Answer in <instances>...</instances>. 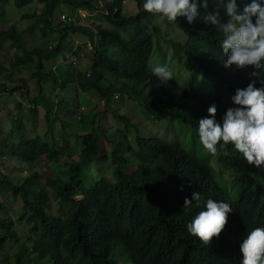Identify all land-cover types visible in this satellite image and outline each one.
Instances as JSON below:
<instances>
[{
  "label": "trees",
  "instance_id": "obj_1",
  "mask_svg": "<svg viewBox=\"0 0 264 264\" xmlns=\"http://www.w3.org/2000/svg\"><path fill=\"white\" fill-rule=\"evenodd\" d=\"M124 1L0 0L1 22L7 19L6 6L10 2L17 8L38 2L41 11L35 15L43 21L42 35H47L46 29L60 35V40L43 53L39 48H24V31L19 30L15 23L0 31V48L7 43L22 52V55H15L12 69L37 67L32 73L37 83L36 95L31 96L25 78L12 75L8 78L12 86L7 81L0 82V94H18L17 110H22L23 101L28 100L31 105L28 111L34 120H37L41 107L46 122L43 137L28 138L19 119L15 133H11L9 138L1 135L0 155L13 156L34 169L24 179L11 178L0 171V210L8 211L1 199L5 192L12 198L20 197L23 209L20 219H25L29 225V236L23 242L13 219L0 216V264L10 260L12 264H114L111 259L113 245L123 249L131 264H242L240 246L247 233L256 227H264V165L259 168L249 165L234 145L221 147L222 141L217 145L216 153H222L219 162L237 172L245 185L239 200H234L229 191L218 183L207 162L180 145L156 137L137 139L142 149L153 151L154 158L145 151L135 150L128 142L111 140L113 148L108 158L117 162L112 179L102 177L87 186L84 166L99 154L100 136L108 134L96 126L98 121L95 124L94 118L90 132L73 135L80 140L81 148L77 161L69 159L63 162V178H45L35 169L42 158L49 160L48 166L59 161L65 153L60 142L62 136L66 139L67 117L76 115L71 108V104L78 105L76 97L70 102V96L47 89L48 84L61 91L67 87L57 75L49 74L44 66V62H53L64 52L74 55L75 63H79L78 52L88 45L91 47L88 71L76 70L73 82L82 94H96L108 105L112 98H117L116 93L125 95L145 115H167L197 132L198 121L209 117L211 105H216L215 119L222 125L226 111L240 107L232 100L237 89H246L253 81L256 88H264V70L252 66L243 69L224 66L220 46L223 34L217 31V26L205 23L203 19L189 24L182 16L177 17L175 24L187 34L188 40L182 45L171 40L168 42L172 43L173 49L178 48L185 54V70L192 73L193 79L200 72L208 80L210 95L203 99L180 87L174 79L160 81L149 66L154 53V39L162 33L161 16L146 12L144 0H134L137 11L126 14ZM258 2L264 4V0ZM248 3L251 0H237L240 11ZM214 8L215 4L210 3L208 12ZM58 9L68 11L62 14L74 19H60L53 25ZM79 10L86 12L85 18H80ZM95 12L100 13L101 23L81 22ZM227 19L221 11V23H226ZM34 27L26 30L33 31ZM196 37L204 43V50L196 46ZM7 71L0 61V79ZM148 91L149 94L146 93ZM185 99L193 102L195 107L190 109L184 105ZM113 116L127 124L130 121L117 112H113ZM80 122L84 126V121ZM116 131L127 138L123 128H116ZM14 135L18 137L17 143H13ZM126 154L138 164L130 173L124 171L128 163ZM143 167L146 171L142 170ZM168 180H173L178 190H161ZM193 192H199L201 200L193 201L185 208L184 200L186 197L191 199ZM208 199L226 202L232 211L228 213L227 223L219 236L204 243L188 232L187 224L203 210ZM9 248L16 250L12 258L6 253Z\"/></svg>",
  "mask_w": 264,
  "mask_h": 264
},
{
  "label": "rangeland",
  "instance_id": "obj_2",
  "mask_svg": "<svg viewBox=\"0 0 264 264\" xmlns=\"http://www.w3.org/2000/svg\"><path fill=\"white\" fill-rule=\"evenodd\" d=\"M124 3L126 14H132L137 11V6L134 0H125ZM40 11L41 7L39 6L38 2L29 4L23 8H17L12 2H10L6 6V21H0V31L7 29L12 23H15L19 30L24 31V48L26 50L39 48L43 51V53H46L52 44L60 40V35L58 32L50 31L48 29H46L47 35H42L41 26L43 25V21L39 20L35 15V13L39 14ZM62 13L66 14L68 11L64 9H58L53 20V25H55L61 19L60 16ZM204 14V10L200 9V17L197 19H203L202 17ZM87 20L95 21L97 23L102 22L99 12L91 14L89 19L81 20V22L85 24ZM159 22L162 26V33L156 36L154 39V53L151 56L150 64L167 66L173 72V79L180 87L195 92L203 99L208 97L211 92V86L208 80L200 72L197 73L196 78L193 79L192 73L185 70V63H187L185 54H182L178 48L173 49L172 43L170 44L168 42L171 40L175 42L176 45H182L188 40L187 34H185L175 24V22L168 23L169 21L166 18L161 17ZM34 25L36 27H34L33 31L26 30L27 28L33 27ZM72 40L74 45H76L77 41L75 37H73ZM194 42L198 49L201 51L204 50L205 45L200 37H196ZM90 50L91 47L89 45L87 47L81 48L80 52H78L79 63H76V66L71 63L74 61L75 56L66 52L62 53L61 56H56L53 62H44L45 70L49 72V74L54 76L59 75V80L61 83L64 82V84L69 83L71 85L67 90L64 91H61L59 88L55 90L56 87H53L51 84H48L49 87L47 89H51L53 92H60L62 95H68V97L70 96V102H72L74 97L79 100L78 105L71 104L73 113L76 115L67 117L69 126L67 127V131L64 133V137L66 139H64L63 136L61 137L60 143L65 148V153L60 156L59 161H56L55 163L53 162V164L50 166L47 165L49 160L46 158H42L38 162L37 167L35 166V169L39 171L43 177L52 179L57 177L63 178V162L70 161L69 159L77 161V153L81 148L80 140L75 139L73 135L87 134L90 132V123L92 118H94L95 124L96 121H98L96 126L100 127L101 129H105L108 134L100 136L101 149L99 154L87 162L88 164L86 163L84 166L88 178L85 181L87 186H90V184L102 177L112 179L113 171L117 162L111 157L108 158L110 151L113 148L112 144L110 143L111 140L119 139L123 143L128 142L135 150L145 151L151 155L152 158H154L155 154L153 151L149 149H142L139 146L137 139L156 137L172 144L180 145L188 153L198 157L204 162H207L212 168L214 177H216L218 183L224 189L229 191L231 197L234 200H239L241 198L243 192L245 191V185L240 181V175H238L237 172L233 171L232 169L224 167L219 162V156L222 153L218 152L212 154L206 150L200 142L198 132L194 131V129L184 124L179 119L175 120L171 117H168L167 115H160L157 117L147 116L136 103L127 100L125 95L119 96L117 93V98H112L111 104L109 105L105 101H102L101 98L96 94L87 96H84V94L82 95L73 82L75 80L76 70H82L84 72L88 71V67L91 64V60L89 59ZM16 54L22 55V52L11 48L7 43L3 44L2 48H0V61L8 69L3 77H1L0 82H2V80L7 81L9 86H12L13 84L8 80L10 75L20 77L22 79L25 78L28 85L33 89V94H36L37 83L36 79L32 78V73L35 72L37 67L36 65H32L27 66V69L25 70L23 69V66L18 67L20 70L12 69L11 65L14 64ZM63 59L66 60L64 61ZM59 65L66 67V69H64V71H66V76L64 74V77L61 75V71L63 69L61 67H57ZM146 93L149 94V91ZM18 100L19 96L10 92L3 96L0 95V118L3 120V122L7 123L5 126L3 124L2 127L0 126V133L2 131V133L5 134L4 136H8V138L11 133H15L16 131V129L13 128H16L17 126L16 121L18 120V117L15 118V116L20 114L15 107V102ZM183 104L190 109L195 107L193 102L186 99L183 100ZM80 107H83V109L81 110ZM113 112H117L128 117L130 119L129 123L127 124L124 120H115ZM94 113L98 114L93 115ZM77 117L81 118L77 119ZM81 120L84 121V126L81 124ZM11 122H13V125H11ZM42 125L43 124H41V122L35 124V134L40 133ZM57 128H59V124H57ZM116 128H123L128 139L125 136H120L119 132L116 131ZM13 141V143L18 142L17 135H14ZM126 157L128 159V163L124 171L129 173L133 172L138 167V164L136 160H133L129 155L126 154ZM16 160L11 156L2 157L0 155V171L4 174H8L11 178L20 177L21 179H24L29 173L32 172L34 167L26 164L25 162L22 164L21 162H18L20 160ZM142 170L144 171L145 167H143ZM161 190L176 191L178 189L176 183L173 180H168L161 186ZM77 198L80 197L78 196ZM1 199L6 207H8V211L5 212L0 210V216H8L13 219L15 229L19 233V239L23 242L26 241L27 237L29 236V225L26 223L25 219H20V215L23 214L21 198H12L10 193L5 192ZM14 251H16L15 248H9L6 253L12 258ZM111 259L114 264H131V261L123 249L114 245L111 246ZM5 264H12V262L10 260Z\"/></svg>",
  "mask_w": 264,
  "mask_h": 264
},
{
  "label": "clouds",
  "instance_id": "obj_3",
  "mask_svg": "<svg viewBox=\"0 0 264 264\" xmlns=\"http://www.w3.org/2000/svg\"><path fill=\"white\" fill-rule=\"evenodd\" d=\"M210 3L215 4L212 12H208ZM143 9L171 22H175L178 16L186 17L189 24L200 17V9H203L204 22L217 26V31L223 34L220 46L224 66H235L237 69L252 66L264 70V4L258 0L245 4L242 11L237 0H144ZM221 11L228 18L226 23H221ZM149 68L160 81L174 78L167 66L153 64ZM254 85L255 81L249 83L246 89L236 90L232 100L240 107L229 108L222 125L215 119L216 105H211L208 108L210 118L198 121V136L210 153L217 152L221 141V147L232 144L249 165L259 168L264 165V88L258 89ZM200 200V193L193 192L191 199L185 198L184 207ZM231 211L228 203L208 199L203 210L187 224V230L202 242L209 243L213 237L219 236ZM240 250L242 264H264V227L248 232Z\"/></svg>",
  "mask_w": 264,
  "mask_h": 264
},
{
  "label": "crops",
  "instance_id": "obj_4",
  "mask_svg": "<svg viewBox=\"0 0 264 264\" xmlns=\"http://www.w3.org/2000/svg\"><path fill=\"white\" fill-rule=\"evenodd\" d=\"M56 67V66H55ZM57 67H61L63 70L61 71V73H59V74H61L63 77H64V75H65V73H66V71H64V69H66V67H64V66H61V65H59V66H57ZM64 74V75H63ZM66 76V75H65ZM58 77V79H60L59 78V75L57 76ZM64 83V82H63ZM29 86V85H28ZM71 85L68 83L67 84V87H66V89L65 90H67L68 89V87H70ZM29 90H31V96H34V95H36V94H33L34 93V91H33V89L31 88V86H29ZM55 90H57V88L55 89ZM57 91H54V93H56ZM80 92V91H79ZM81 93V92H80ZM6 93H1L0 95H5ZM13 94H16V93H13ZM62 94V93H61ZM82 94V93H81ZM16 95H18V94H16ZM83 95V94H82ZM85 96V95H84ZM79 100V99H78ZM25 102V103H24ZM23 108H22V110H18V112L21 114H19V115H16L15 116V118H17V119H19V120H21V122L23 123V125H24V128H25V132H26V136L28 137V138H31V139H34V138H37V137H43L44 136V134H45V131H46V122H45V118H44V111H43V109L41 108V107H39V115H38V118H37V120H34V117L32 116V114H31V112H29L28 111V107H31V105H29V103H28V100L27 101H23ZM14 122V121H13ZM13 122H11L12 124L11 125H13ZM39 122H41V124H43L42 125V127H41V131H40V133H38V134H35V129H34V127H35V124H37V123H39ZM0 126L2 127V124L5 126V125H7V123H5V122H3V120L0 118ZM14 124H15V122H14ZM2 129V128H1ZM13 129H16V128H13ZM8 133V132H7ZM3 133H2V131H1V133H0V139L2 140V138H1V135H2ZM5 134H3L2 135V137L4 136ZM11 157H13V156H11ZM15 160H16V158L15 157H13ZM16 161H18V159L16 160ZM18 162H21L22 164H24V162L23 161H18ZM32 166V165H31Z\"/></svg>",
  "mask_w": 264,
  "mask_h": 264
},
{
  "label": "built area",
  "instance_id": "obj_5",
  "mask_svg": "<svg viewBox=\"0 0 264 264\" xmlns=\"http://www.w3.org/2000/svg\"><path fill=\"white\" fill-rule=\"evenodd\" d=\"M78 14H79V16H80L81 19H83V18L86 17V12H85L84 10H79V11H78ZM60 18H61L62 20L67 19V20H69V21L74 19L73 16H66L65 14H61ZM71 63H73L74 66H76L75 60L72 61ZM114 99H115V97H114ZM80 109L82 110L83 107H80ZM4 157H5V156H4Z\"/></svg>",
  "mask_w": 264,
  "mask_h": 264
}]
</instances>
